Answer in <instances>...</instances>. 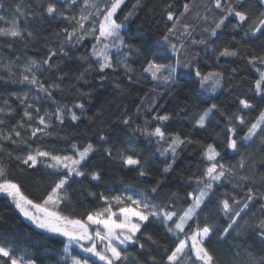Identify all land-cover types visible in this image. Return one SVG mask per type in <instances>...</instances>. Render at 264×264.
<instances>
[{
    "label": "snow or ice",
    "instance_id": "6c2138e0",
    "mask_svg": "<svg viewBox=\"0 0 264 264\" xmlns=\"http://www.w3.org/2000/svg\"><path fill=\"white\" fill-rule=\"evenodd\" d=\"M141 2L142 0H135L123 20H119L118 13L125 5V0H40L38 4L27 6L23 3L16 4L11 17L7 13L0 15V22L8 25L0 27V38L7 40L9 48L17 40L27 41L34 37V33L27 27L20 26L18 21L21 19L29 21L39 15L41 18L64 22V26L56 33L60 38L59 45L57 48H49L47 57L29 58L25 64H17L16 67L20 69L18 75L12 72V65L9 64L6 68L8 79L12 83L30 86L28 93L9 94L22 106V116L9 126L8 121L17 110L8 99H4V107H0V126L7 128L6 132L0 128V140L8 141L18 148L22 147L24 151L23 155H13L11 151L7 155L29 169L43 164L46 169L51 170L49 174L55 177L42 199L37 202L29 198L22 191L20 183L12 179L0 165V194L5 195L21 216L41 230V234L64 238L66 242L62 241V264H158L154 255L149 254L141 262L138 253L129 251V248H138L140 253L144 252L142 236L153 245H158L152 235L143 232L144 227L152 221H158L167 233L175 237L174 246L164 247L159 264H218L217 258L207 247L217 231L215 224L206 222L201 226L197 222L193 226L191 222L198 219L217 186L221 185H231V191L222 192L215 202L217 214L227 220L218 238L227 239L233 232L239 236L251 230L260 245L264 246V175L257 176L255 171L244 174L246 163L243 153L238 164L222 163L221 153L211 143L202 150V158L207 161L206 166L199 175L188 178L195 187L187 193L186 207L177 210L175 201L171 199L166 203L155 202L153 194L159 190L158 182L143 192L125 190L114 195L100 193L99 200L102 205L80 217L74 215V210L68 214L61 210L62 205L69 200L66 190L75 178L90 177L92 181L101 180L99 171L86 170L85 167L97 151H102L106 158L117 161L124 168L138 170L139 177H146L149 175L148 161L142 159L140 151L135 147L134 137L137 134L149 144L155 142L156 149L152 158L167 161L162 169L163 173L172 170L178 149L194 143L190 136L167 133L164 123L172 119V114H159L153 103L150 106H137V113L143 111L144 118L143 123L135 128H132L131 116L122 119L126 128H132V135L122 142L126 147H116L114 151L109 136L103 133L98 136L96 143L81 145L73 141L67 151L40 145L33 147L35 140L51 135V130L64 125L66 119L73 124L78 122L85 111L84 103L74 102L69 106L55 95L58 91H65L62 82L67 74L61 73L60 65H54L51 61L57 56L73 59L70 53L76 45L89 38L92 40L88 51L76 56L82 66V70L73 77L77 84L81 81L87 83V76L91 73L99 74L98 79L103 81L107 79V70L117 72L120 68L124 69L131 81L133 70L128 65V57L135 51L144 57L143 73L149 74L157 86L163 85L165 89L183 87L181 80L186 81L187 76L180 75L177 71L183 67L190 70L194 77L193 83H198L201 91L215 93L217 88L222 87L225 74L220 71L202 72L193 64L199 57V52L191 55L189 51V59L182 60L183 52L190 49L185 41H190L191 45L204 46L205 51L214 55L216 61L221 58L244 59L246 65L257 74L248 91L264 100V0H252V3L249 0H208L202 5L203 14H195V20L205 25L203 28H198V24L184 23L183 18L193 7L191 0H185L182 10L174 9L171 3L166 4L163 12L170 26L161 37L163 43L168 45L164 49V56L154 50L162 45L133 49L122 35L124 22L135 14ZM229 26L232 30L231 40L216 48L215 39ZM196 32L199 39L193 36ZM173 36L181 41L179 45L171 42ZM253 41L258 44L250 43ZM169 49L176 57L174 63L166 55ZM162 59H167L168 62H161ZM51 71L60 74L55 81L47 83L43 76ZM237 71L236 68L232 69V73ZM77 84L71 87L78 96L90 94L82 91ZM188 90L195 91L191 87ZM209 99H214V96ZM46 101L51 102L54 111L44 108ZM203 104L191 116L184 113L194 129H204L219 113V117L226 121V149L237 152L242 142H253L257 139L264 145V108L258 110L255 119L249 120L247 112H251L255 105L247 96L238 97V109L230 114L217 103L205 100ZM77 109L80 115L77 114ZM139 118L138 115L137 119ZM205 219L209 221L211 217ZM261 253H264V247L261 248ZM249 258V264H264V254L257 256L250 252ZM0 264H37V260L28 257L26 253L16 254L12 247L0 243Z\"/></svg>",
    "mask_w": 264,
    "mask_h": 264
},
{
    "label": "trees",
    "instance_id": "16d2710c",
    "mask_svg": "<svg viewBox=\"0 0 264 264\" xmlns=\"http://www.w3.org/2000/svg\"><path fill=\"white\" fill-rule=\"evenodd\" d=\"M39 2L40 0H0V5H2L0 15L7 13L11 17L12 9L16 4L23 3L27 6ZM207 2L208 0H191L193 7L191 12L183 18L184 23L198 24V28H203L205 25L195 20V14L196 12L203 14L202 5ZM133 3L135 0H125V5L118 13L119 20H123ZM168 3H171L174 9L182 10L185 0H142L140 8L135 10V14L128 21L124 22L125 27L122 30V35L125 42L131 45L133 49H147L149 45H162V47H156L154 50L164 56V49L168 48V45L163 43L161 37L167 31L170 22L166 21L163 9ZM249 3H252V0H249ZM18 22L21 27H27L28 30L32 31L34 37L27 41L17 40L11 48L7 47V40L0 38V107H4L3 100L8 99L12 107L17 110L16 114L8 121L9 126L22 116V106L19 105V101L14 96L9 94H24L30 90V86L24 83H12L8 79L7 66L12 65V72L18 75L20 69L16 67L17 64L23 65L29 58L42 59L47 57L49 48L58 47L60 38L56 36V33L64 26L62 21L41 18L39 15L30 18L29 21L21 19ZM208 23H211V19ZM7 26L6 23L0 22V27ZM231 35L232 30L229 26L228 29L219 34L218 39H215L216 48L228 43L231 40ZM193 36L196 39L200 38L198 32L193 33ZM239 38L238 35L237 39ZM171 42L178 45L181 43L175 36L172 37ZM185 43L190 45V49L183 52L182 60L189 59V51L191 55L199 52L200 55L193 61V64L198 66L202 72L220 71L225 74L222 87L215 93L204 91L203 94L199 84L193 83L194 77L190 70L183 67L177 70L178 74L187 76L186 81L181 80L183 87L165 89L163 85L157 86L149 74L143 73L144 57L136 54L135 51L131 52L128 57V65L133 70L131 81L124 69L120 68L117 72L107 70V79L103 81L98 79L99 74L91 73L87 76V83L81 81L77 84L73 77L82 70V66L76 56L88 51L92 44L90 39L75 46L70 53L73 59L68 60L57 56L51 61L54 65H60L61 73L67 74L62 82L65 91L56 92V98L69 106L74 102L84 103L85 111L78 122L73 124L66 119L64 125L51 130V135L35 140L33 147L40 145L45 148L67 151L68 146L73 141L81 145L88 142L96 143L101 133L109 136L114 151L116 147H126L127 145L122 142L127 141L132 135V128L143 123L144 112L137 113V106L142 104L150 106L153 103L159 114H172V119L164 123V129L167 133L190 136L194 141L193 144L178 149L172 170L169 173H163L162 169L167 161L152 158L156 149L155 142L149 144L137 134L134 137L136 140L135 147L140 151L142 159L148 161L149 175L146 177H139L138 170L124 168L117 161L106 158L102 151H97L91 156L85 167L86 170L99 171L101 180L92 181L90 177L87 179L75 178L66 190L69 200L61 207L65 214L74 210V215L80 217L89 210L100 207L102 205L99 200L100 193L114 195L126 189L143 192L158 182L160 184L159 190L153 194L155 202L166 203L171 199L175 201L177 210L186 207L187 193L195 187L188 178L199 175L206 166L207 161L202 158V150L209 143L216 146L221 153L222 163L238 164L241 153H243L246 163L243 170L244 174H252L255 171L257 176L264 175V145H261L258 139L253 142H242L239 151L233 152L226 149L224 145L226 121L219 117V113L212 118L211 123L204 129H194L192 123L184 115L186 113L191 116L198 112L204 106L203 101L205 100H208L209 103H217L230 114L238 109V97L247 96L255 105L251 112L246 110L247 118L249 120L255 119L258 110L264 108V100L258 96H253L248 91L257 74L254 69L246 65V61L242 58H221L220 61H216L215 56L206 52L204 46L191 45L190 41H185ZM250 43L258 44L255 41ZM166 55L171 58L173 63L175 62L176 57L170 49ZM161 62L167 63L168 60L162 59ZM233 68L238 69V71L232 73ZM59 74L56 71L49 72L46 76V82L52 83ZM73 84H77V87L81 88L82 91L90 94L83 97L78 96L71 87ZM117 85L119 86L117 87ZM189 87L195 91L189 92ZM153 89L155 90L153 91ZM185 96L188 98L185 99ZM210 96H214V99L210 100ZM44 107L50 111L55 110L49 101L44 103ZM76 111L80 115V111L78 109ZM177 113L181 114L176 115ZM138 115L139 119H137ZM128 116L133 118L132 128H126L122 123V119ZM0 128H3L5 132L7 131L5 126H0ZM0 146H2L0 147V165L6 169L12 179L20 183L22 191L29 198L39 202L49 184L55 180V177L49 174L51 170L46 169L43 164L38 165L35 169H29L7 155L9 151L13 152V155H23L22 147L18 148L3 140H0ZM103 146L100 145V147ZM170 159L171 157H169ZM224 191H231V185L217 186L211 200L200 212L198 219H194L191 223L193 226L197 222L201 226L206 222L215 224L217 231L212 235L207 247L217 258L218 264H249L250 252L257 256L264 254L261 253V248L264 246L260 245L251 230L239 236L233 232L227 239L218 238L223 227L226 226L227 220L222 215L217 214L215 202ZM90 193L96 195L92 196ZM205 217H211V220L206 221ZM143 232L152 235L158 245H153L142 236L141 239L145 243L144 252L140 253L138 248H129V251L138 253L141 262L146 260L149 254L154 255L159 264L164 247L174 246L175 237L167 233L158 221L148 223ZM62 241L66 242L60 236L41 234V230L27 222L5 195L0 194V243L6 247H12L16 254L26 253L28 257H34L37 264H62Z\"/></svg>",
    "mask_w": 264,
    "mask_h": 264
},
{
    "label": "rangeland",
    "instance_id": "374dc122",
    "mask_svg": "<svg viewBox=\"0 0 264 264\" xmlns=\"http://www.w3.org/2000/svg\"><path fill=\"white\" fill-rule=\"evenodd\" d=\"M90 39V38H89ZM91 40V39H90ZM49 74V72H46V73H44V76H43V79L46 81V76ZM219 88H217L216 89V91L218 90ZM30 90H28L26 93H28ZM34 89L32 90V92L34 93ZM202 93L204 94V91H202ZM44 108H46V107H44ZM126 190H128V189H126ZM123 191H125V190H123ZM131 191H133V190H131ZM136 192V191H135ZM27 222H29V223H31L29 220H27L26 218H24Z\"/></svg>",
    "mask_w": 264,
    "mask_h": 264
}]
</instances>
